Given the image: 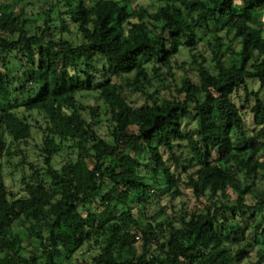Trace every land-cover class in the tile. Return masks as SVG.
Returning a JSON list of instances; mask_svg holds the SVG:
<instances>
[{"label":"trees","instance_id":"obj_1","mask_svg":"<svg viewBox=\"0 0 264 264\" xmlns=\"http://www.w3.org/2000/svg\"><path fill=\"white\" fill-rule=\"evenodd\" d=\"M156 2L0 0V264H264V0Z\"/></svg>","mask_w":264,"mask_h":264},{"label":"rangeland","instance_id":"obj_2","mask_svg":"<svg viewBox=\"0 0 264 264\" xmlns=\"http://www.w3.org/2000/svg\"><path fill=\"white\" fill-rule=\"evenodd\" d=\"M129 3L133 6H143L148 7L156 4V0H129ZM201 53L206 58H209L210 51L207 46L205 48L201 47ZM178 62L180 65L173 64L172 70L167 73H165L164 77H162L161 81L158 79L154 80V84L156 88L161 92V94H168L169 93V86H171V89H174V85L178 84L180 80L185 76V73L188 71L190 76H194L193 71L190 70V57L187 54H184L183 56H178ZM187 62V63H186ZM183 68L180 66L183 64ZM79 100L87 107H99V119L97 120V128L99 129L101 134H107L108 128H109V122L107 116L104 114V107L101 103L97 102L96 96L94 95H83L79 97ZM133 100L138 101V105L142 106L146 103L145 97H141L139 99L134 98ZM39 119V118H38ZM39 122L41 124H37L38 126H44L41 119H39ZM42 132L40 130H35L33 138L29 141L28 144L21 145L19 148L23 151L24 158H26V161H28L29 164L36 166V167H42V160L40 157V147L42 143ZM69 159V152H65L61 158L57 159V164H60L64 160ZM22 159L21 158H15L13 159L14 165H8L4 168L5 176H6V183L12 192V194L17 195L20 193V180L22 176V171L15 170V165L18 164ZM26 170H30V166H25ZM185 176V175H183ZM187 180V179H186ZM181 191L183 192V197L176 199L174 202L169 203V199L165 198V196L161 197V206L168 207L167 212L169 214L174 213L180 214L182 211H190L195 204H197L196 200L192 197V193L185 188V186L181 185ZM141 245V240L138 241L136 248L139 249ZM263 248H264V242H263ZM86 251L80 252V255L85 254Z\"/></svg>","mask_w":264,"mask_h":264}]
</instances>
